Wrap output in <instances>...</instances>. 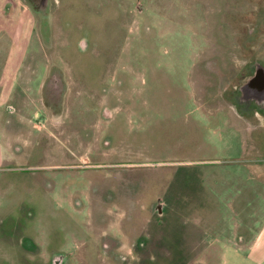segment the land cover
<instances>
[{
	"label": "rangeland",
	"instance_id": "rangeland-1",
	"mask_svg": "<svg viewBox=\"0 0 264 264\" xmlns=\"http://www.w3.org/2000/svg\"><path fill=\"white\" fill-rule=\"evenodd\" d=\"M252 61L264 0H0V129L29 183L7 204L35 221L16 262L79 231L66 264H198L237 202L261 218L264 115L231 104Z\"/></svg>",
	"mask_w": 264,
	"mask_h": 264
},
{
	"label": "flooded vegetation",
	"instance_id": "flooded-vegetation-1",
	"mask_svg": "<svg viewBox=\"0 0 264 264\" xmlns=\"http://www.w3.org/2000/svg\"><path fill=\"white\" fill-rule=\"evenodd\" d=\"M45 3H46V0H45ZM255 63L261 64L258 61L249 62L245 68L246 71H248V75L245 76V79L243 80V82L235 85L234 88L231 90V93H232L231 104L235 108V110H237V112H239L242 115H247V114H262V115H264V107L259 108L257 106L256 102L254 101V99H250L249 98L250 96L242 94V92L240 90V86L242 84H244L249 78H251L255 74ZM262 66L264 67V65H262ZM76 160L78 161V159H76ZM25 169L26 168L23 167L21 169L15 170L18 172L16 174H14V172H13L12 174L15 175L16 178H13L12 177L13 175H10V181H11L12 186H13L12 191H14V189L18 185H22L20 188L25 189L26 188L25 184H29L28 181L25 179V175H24ZM14 180L16 183L12 182ZM18 203L21 204V199H20V201H18ZM158 206L159 207L163 206V203L159 202ZM8 208L10 211H14L15 214L11 213L8 216H0V264H19V262H16V260H15L16 259L15 248L16 249H20V248L23 249L24 246L23 247L19 246V248L16 247L15 243L9 237H13L14 235L20 234L22 240L27 241V242L29 241V243H31V241H30L31 238L27 236L25 229H26L27 223L30 225L31 223H34L35 221L31 220L30 217L25 219L24 216H20L15 211V205L13 203H8ZM157 209H158V207H157ZM157 209H156V211H157ZM72 223H73V221H72ZM73 225H74V223H73ZM15 226L22 227V228L19 230V232H17L14 229ZM75 230H78V229L76 228ZM49 234H51V233H49ZM55 234H56V232H53L51 237L48 236L47 239H46V236L43 234L42 244L45 246V243H47V246H46L47 251L45 252V253H47V255L44 256V258H42V260L44 261L43 264H66L67 254L64 251L65 249H69V248L70 249H73V248L79 249L80 239L83 240L82 244H85L87 242V247H89V243L90 242L92 243L93 239H94L93 235L91 236L88 232H87V234L84 232L79 233V231L77 234L70 233L69 234L70 238H73V237H71L72 235H76L75 239L72 240L73 242L75 241L74 245H73L72 241L69 240L70 238L68 237V235H67V237H64V238H58V236H56ZM103 236H106V240L107 239L108 240L113 239V238L108 237L107 235H103ZM3 240H5L7 243H4ZM127 243H128V245L125 246L123 249H126V247H128L129 251L132 254H135L138 249H140L141 247L144 246V243L142 240H139V241L133 240L132 243H130V242H127ZM120 244H125V243H120ZM122 246L123 245H121L120 248ZM26 249H27V252L25 251L26 255H27L26 259L23 258V262H21V263L27 264V262H25V260L28 259V264H36V262L30 261L31 257H30V255H28L29 252L31 253L30 248H26ZM205 249L213 250L214 248H212V246H211L210 248L205 247L204 249L199 250L198 254L203 255V256L201 257L198 264H206V263L207 264H218V262H217L218 256L216 254H214L213 252L211 254H208V255L203 254L201 251H204ZM18 254H19V252H18ZM133 257H135V256L132 255L131 257H129V261L132 260ZM126 258H127V256L126 257L124 256L122 259H126ZM43 261H41V264ZM190 264H191V262H190Z\"/></svg>",
	"mask_w": 264,
	"mask_h": 264
},
{
	"label": "crops",
	"instance_id": "crops-1",
	"mask_svg": "<svg viewBox=\"0 0 264 264\" xmlns=\"http://www.w3.org/2000/svg\"><path fill=\"white\" fill-rule=\"evenodd\" d=\"M14 131H16L14 128L0 129V198L6 200L5 205H0V216L15 214L14 211L9 210L7 204V198L13 189L10 175L15 167L11 164L15 153L12 150L10 135ZM248 206L252 207L253 203L246 207ZM234 208L237 219L231 231H220L214 237L215 244L207 245V248L212 246L214 249H205L201 252L206 255L212 252L216 254L218 264H264V212L263 216L258 218L254 215V209L248 211L242 203L239 205L237 202Z\"/></svg>",
	"mask_w": 264,
	"mask_h": 264
},
{
	"label": "water",
	"instance_id": "water-1",
	"mask_svg": "<svg viewBox=\"0 0 264 264\" xmlns=\"http://www.w3.org/2000/svg\"><path fill=\"white\" fill-rule=\"evenodd\" d=\"M242 94L250 99L262 100L264 104V67L255 63V74L240 86Z\"/></svg>",
	"mask_w": 264,
	"mask_h": 264
}]
</instances>
